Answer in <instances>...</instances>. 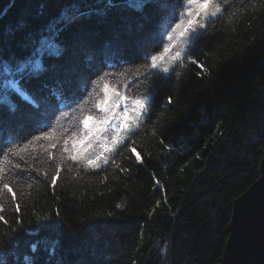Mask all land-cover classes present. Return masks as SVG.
Returning <instances> with one entry per match:
<instances>
[{
	"label": "trees",
	"instance_id": "1",
	"mask_svg": "<svg viewBox=\"0 0 264 264\" xmlns=\"http://www.w3.org/2000/svg\"><path fill=\"white\" fill-rule=\"evenodd\" d=\"M135 1L0 0V94L12 102L0 98V264H222L234 203L264 157V0H216L221 13L168 73L151 56L183 0ZM34 56L42 68L15 78ZM105 82L154 106L95 168L69 155L83 117L105 115L94 106Z\"/></svg>",
	"mask_w": 264,
	"mask_h": 264
},
{
	"label": "snow or ice",
	"instance_id": "2",
	"mask_svg": "<svg viewBox=\"0 0 264 264\" xmlns=\"http://www.w3.org/2000/svg\"><path fill=\"white\" fill-rule=\"evenodd\" d=\"M137 6H142L144 0H136ZM166 6V5H165ZM184 10L181 12H176L173 8L170 14L169 19L171 23L167 24L163 33L160 34V40L163 44L164 37L167 38V46L163 47V51L159 55L151 56V68L162 67L164 72H168L170 69L167 66L169 61H180L182 53L184 52V46L191 43L196 36L201 34L198 32L199 29H204L206 27V22L210 23L212 18L217 17L221 13V6L216 0H183ZM199 17V19H197ZM178 20V22H177ZM171 53V55H169ZM163 61V65L161 62ZM37 63L36 67H39ZM27 65L21 64L16 66L15 72L23 75ZM11 68H6V71H11ZM15 74V73H14ZM98 83V82H96ZM13 86L16 91H21L22 85L17 86V83L13 81ZM102 91L104 93L103 98H98L94 102V106L99 108L102 112L105 113L102 117H97L93 120L92 115H85L83 117V126L87 130L86 134L83 136L82 141H88L87 148L83 149L84 152H87L88 148H91L93 144L97 141H100L99 148L101 151L97 152L94 157L84 156L83 153L77 149V154H70L69 158L72 160L77 159H86L87 163L95 168H99L100 164L98 161H103L104 164L108 163V157L105 153L110 152L118 143H123L126 138V134L134 127H139V122L142 119L143 115H146L149 110L154 106V100L152 103H149V98L147 96L133 95L129 93L124 95L116 91V87L113 85L110 87L108 82L103 84ZM110 93H114V98L110 96ZM54 95H60L53 92ZM22 95L26 96L30 103L33 104L36 108H39V102L32 95H28L26 91L22 92ZM111 100V103H109ZM171 103V98H169ZM123 104V111L120 113L116 112V108ZM11 110L14 112L16 106L12 105ZM113 117H116L118 123H113L111 128L114 129L113 132H109L108 125L113 120ZM89 121H93V125L89 126ZM38 128H49L52 127L51 122H48L43 125H37ZM106 132H109L110 139L108 136L102 135ZM55 135L54 132H43L44 139H51ZM41 136H33L28 143H32L34 140H40ZM65 144L68 143L67 140L64 141ZM73 146L75 148L76 141L73 140ZM28 147V144H24L23 148H9L8 151L13 155L19 156L22 151ZM55 147V145H52ZM64 151H69L67 148ZM133 151H135L133 149ZM0 155H5L0 151ZM137 159H139V154H137ZM59 175V172L56 173ZM53 184L55 183V178L53 179ZM4 189H7L8 192H12V189L8 184L3 185ZM15 193H13V197ZM18 210V205L16 206ZM0 211H3V206L0 205ZM3 215H0V221H3ZM6 223V221H5ZM36 244L32 245V250L35 251Z\"/></svg>",
	"mask_w": 264,
	"mask_h": 264
},
{
	"label": "water",
	"instance_id": "3",
	"mask_svg": "<svg viewBox=\"0 0 264 264\" xmlns=\"http://www.w3.org/2000/svg\"><path fill=\"white\" fill-rule=\"evenodd\" d=\"M259 179L233 207L222 264H264V157Z\"/></svg>",
	"mask_w": 264,
	"mask_h": 264
},
{
	"label": "rangeland",
	"instance_id": "4",
	"mask_svg": "<svg viewBox=\"0 0 264 264\" xmlns=\"http://www.w3.org/2000/svg\"><path fill=\"white\" fill-rule=\"evenodd\" d=\"M134 3L137 5V2H136V1H135ZM196 37H197V36H196ZM196 37H195L194 40H192V42H191L192 44L189 43V44H187V45L184 46V49H185V50H184V52L182 53L181 59H183L184 54H185L186 51L189 49L188 46H189V45H194L195 40H196ZM165 38H166V37H165ZM166 39H167V38H166ZM166 46H167V43H166ZM43 47H44V40H42V41L40 42L39 46L37 47V51L40 52V51L43 49ZM59 49H60V46H59L58 44H54V45H53V48H52V49H46V52H47L48 54H53V53H56L57 51H59ZM170 55H171V54H170ZM170 62H171V61H169V63L167 64V66H168L169 69H170L168 72H171V71H172V68H171V64H170ZM176 62H177V61H176ZM37 63H39V65H40L39 67H36ZM22 64L27 65V68L25 69V71H29V70H31V71H33V72H36V71H38V70H40V69L42 68L41 60H40V58H37L36 56H34L33 58H31V59H29V60H27V61H24ZM162 65H163V64H162ZM12 71H13V73H15V74H14V77H15L16 75H19L18 73L15 72V69H13ZM25 71H24V72H25ZM159 71H163V68L160 67V68H159ZM163 72H164V71H163ZM168 72H164V73H168ZM6 74L8 75L7 78H9V79H8V86H9V88L15 90V89H14V86H13V81H15V80L13 79V76L11 75V71H6ZM15 78H16V77H15ZM15 82H16V81H15ZM16 83H17V82H16ZM17 86H18V84H17ZM6 87H7L6 80H2L1 90L5 89ZM0 98H1V101L6 102L8 105H11V104H12L11 99L8 97V94H7V93H3V91H1ZM109 103H111V100H109ZM149 103H150V99H149ZM120 112H122V109H120L119 112H117V113H120ZM115 118H116V117H115ZM140 121H141V120H140ZM113 123H118L117 118H116L115 120H112V121L109 123V125H108L109 132H113V131H114V129L111 128V125H112ZM139 124H140V122H139ZM137 128H138V127H134V128H132L130 131H128L127 134H126V138L124 139V141H126V140L130 137V135H131V134H132ZM109 132H106V133H104V134H102V135L108 136L109 139H110L111 137H110V135H109ZM81 141H82V139H77L75 148H74V146H73V148H74L75 150L79 149L78 145L80 146ZM124 141H123V142H124ZM99 144H100V141H97V142H96L95 144H93L92 147L90 148L91 153H90V154H85V153H83V155H84V156H88V157H94V155H95L97 152L101 151V149L99 148ZM118 144H119V143H118ZM112 150H113V149H112ZM112 150H111V151H112ZM111 151H110V152H111ZM110 152L105 153V155H106L107 157H109L108 154H110ZM76 154H77V151H76ZM78 160H86V159H82V158H81V159H78ZM98 163L100 164V167H101L102 165H104V163H103L102 160H101V161H98Z\"/></svg>",
	"mask_w": 264,
	"mask_h": 264
},
{
	"label": "crops",
	"instance_id": "5",
	"mask_svg": "<svg viewBox=\"0 0 264 264\" xmlns=\"http://www.w3.org/2000/svg\"><path fill=\"white\" fill-rule=\"evenodd\" d=\"M93 123V121H91Z\"/></svg>",
	"mask_w": 264,
	"mask_h": 264
}]
</instances>
